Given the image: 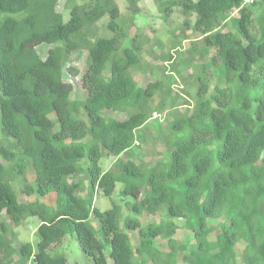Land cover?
<instances>
[{"label":"trees","instance_id":"16d2710c","mask_svg":"<svg viewBox=\"0 0 264 264\" xmlns=\"http://www.w3.org/2000/svg\"><path fill=\"white\" fill-rule=\"evenodd\" d=\"M138 1L125 0L132 18ZM242 1L155 0L162 14L181 9L201 36L202 61L185 59L194 105L162 129L167 151L145 166L132 148L172 92L171 74L144 86L131 75L149 37L129 35L116 0H67L66 20L57 0H0V264H67L56 250L67 233L93 264H264V1ZM103 17L110 36L99 34ZM40 44L51 46L44 57ZM76 51L87 55L79 98L62 73ZM104 156L116 157L106 170ZM77 174L86 182L71 180ZM116 183L122 200L94 206L96 192L110 198ZM16 185L34 199L20 201ZM163 206L157 220L140 221ZM123 207L135 215L122 217ZM3 212L14 226L38 219L35 250L12 244ZM181 229L190 235L179 242Z\"/></svg>","mask_w":264,"mask_h":264},{"label":"rangeland","instance_id":"374dc122","mask_svg":"<svg viewBox=\"0 0 264 264\" xmlns=\"http://www.w3.org/2000/svg\"><path fill=\"white\" fill-rule=\"evenodd\" d=\"M88 0H75V2L80 3ZM120 9V20L124 21L129 28V35L135 32L136 29H140L149 37V42L144 46L141 55V61L137 67L141 70H130L133 78L142 86L146 85L154 77L160 76L165 77L167 74L172 75V92L167 101L166 107L162 109H155L151 114L146 125L141 129L140 133H143L144 141L141 143H136L132 148L133 160L136 162H143L145 166H151L157 161L162 159V155L167 151L162 145L160 134L165 129L167 123L174 117L175 113L184 107L193 106L195 102V91H196V81L193 78L194 71L192 66L186 65L185 59L193 63H201V59H196L198 47L202 44L201 36L189 28L187 23H184L185 15L181 12L178 6L172 8L169 15L162 14L155 0H139L138 1V13L131 16L130 11L126 7L125 0H116ZM56 10L63 13V19L68 18V6L67 0H57ZM193 15L187 17L188 23L191 25ZM106 17L100 19L97 26L100 27L99 34L111 35V31L105 28L103 21ZM129 37L123 40L122 44L129 43ZM177 44L176 47L175 44ZM193 46V47H192ZM51 47L50 45L40 44L37 46L39 55L44 57L46 50ZM193 49V50H192ZM86 52H73L67 56V62L62 67L63 79L64 81L70 83L73 87V97H82L84 90L80 87V75L86 66ZM168 59V60H165ZM161 94H157L152 98V103L154 106L158 105V101ZM184 106V107H183ZM104 112V111H103ZM108 113V112H107ZM108 115L115 116L118 115L119 118H124V113H114L109 112ZM161 127V128H160ZM161 129V130H160ZM103 150V149H102ZM116 157L114 156H104L100 159V166L102 170H106L114 162ZM82 164L85 160L81 161ZM165 166V165H164ZM33 171L29 167L26 171V179L28 183L33 181ZM81 180L84 183L86 178L83 175H74L71 180ZM122 184L116 183L114 191L110 198L101 194V192H96L94 198V206L100 210H106L111 206V201L122 200L123 196L119 194ZM13 187V186H12ZM17 198L20 201H30L34 199L33 195H27L22 191L19 185L14 187ZM20 188V190H19ZM84 195L86 192H80ZM131 199V197H126ZM46 202H53V194H49L47 197L43 198ZM165 213V206L157 212L156 215H151L148 213H143L139 215L141 222H146L149 220L154 221V219L159 218L160 214ZM126 214H132L125 207L122 208L121 216L124 217ZM4 218L10 225L12 232L14 233V238L12 241L13 245H18L21 242H30L32 248L35 250L36 243L38 240L35 234V228L38 225V219L36 217H30L23 220L20 225L14 226L11 221L3 212ZM165 218V216H164ZM92 225H96V222L92 220ZM218 228L216 229V231ZM135 233L134 231H132ZM131 237V233L128 231ZM189 233L185 229H181L176 234L177 241L189 237ZM132 238V237H131ZM160 244V241H157ZM57 253H63L66 255L67 264H93L90 257L84 256L76 239L75 234L67 233L62 242L57 246ZM108 264H112L110 259L107 257Z\"/></svg>","mask_w":264,"mask_h":264},{"label":"built area","instance_id":"2783aa9c","mask_svg":"<svg viewBox=\"0 0 264 264\" xmlns=\"http://www.w3.org/2000/svg\"><path fill=\"white\" fill-rule=\"evenodd\" d=\"M260 1H264V0H243L242 3L243 4H253V3L260 2ZM8 264H15V263H8ZM28 264H30V262Z\"/></svg>","mask_w":264,"mask_h":264},{"label":"clouds","instance_id":"9594fccd","mask_svg":"<svg viewBox=\"0 0 264 264\" xmlns=\"http://www.w3.org/2000/svg\"><path fill=\"white\" fill-rule=\"evenodd\" d=\"M32 260H33V257L30 258L29 262L31 263ZM29 262H28V263H29ZM28 263H27V264H28Z\"/></svg>","mask_w":264,"mask_h":264}]
</instances>
